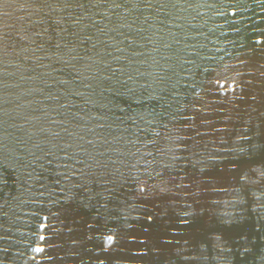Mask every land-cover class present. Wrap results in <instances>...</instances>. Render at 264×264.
<instances>
[{
  "label": "water",
  "instance_id": "water-1",
  "mask_svg": "<svg viewBox=\"0 0 264 264\" xmlns=\"http://www.w3.org/2000/svg\"><path fill=\"white\" fill-rule=\"evenodd\" d=\"M0 264H264V0H0Z\"/></svg>",
  "mask_w": 264,
  "mask_h": 264
}]
</instances>
